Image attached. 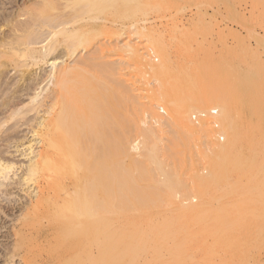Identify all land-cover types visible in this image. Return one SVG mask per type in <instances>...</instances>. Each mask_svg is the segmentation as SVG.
Instances as JSON below:
<instances>
[{
  "label": "bare ground",
  "instance_id": "bare-ground-1",
  "mask_svg": "<svg viewBox=\"0 0 264 264\" xmlns=\"http://www.w3.org/2000/svg\"><path fill=\"white\" fill-rule=\"evenodd\" d=\"M108 10L105 0H0V212L9 215L4 209L14 207L17 212L9 226L0 221V229L7 228L2 236L10 239L0 243V255L8 264H16V257L24 264H137L139 257L141 264H188L190 242L211 235L216 247L204 250L209 259L202 257L212 263L209 256L218 254L217 248L240 241L230 234L235 226L246 231L250 224H264V84L246 69L238 76L237 97L217 86L196 98L191 80L174 78L166 85L164 78L176 68L170 51L158 50L163 51L161 33L138 28L135 19L124 31L123 7L116 6L112 21ZM96 32L144 36L161 54V62L150 66L152 77L150 71L144 74L151 77L148 87L157 86V101L166 104L169 115L143 117L148 111L140 112L122 68L103 55L110 47L106 41L95 48L92 42L94 50L78 56V48L88 47ZM122 41L114 44L125 52L120 59L144 58ZM260 68L264 71L255 69L259 75ZM180 92L186 97L166 102ZM124 101L132 104L129 120L137 132L132 140L121 111ZM205 102L211 108L194 106ZM107 105L118 110L112 129L101 111ZM245 113L250 116L246 125ZM169 127L173 153L184 136H191L196 144L202 140L201 154L211 161L208 174H196L186 184V201L173 194L185 183L157 154L162 136L156 133ZM208 137L218 141L210 144ZM124 157H131L129 168ZM158 172L164 178L155 176ZM115 216L124 220L128 230L122 235L129 239L110 224Z\"/></svg>",
  "mask_w": 264,
  "mask_h": 264
},
{
  "label": "rangeland",
  "instance_id": "rangeland-1",
  "mask_svg": "<svg viewBox=\"0 0 264 264\" xmlns=\"http://www.w3.org/2000/svg\"><path fill=\"white\" fill-rule=\"evenodd\" d=\"M105 2L109 6L108 17L111 21L116 17V6H118L119 4L123 7L124 12L121 21L125 26L123 28L124 31L129 32V30H127V28H130L129 24L135 23L134 21L137 20L138 22H136L135 24L138 28H140L141 26H145L149 31L156 30L161 33L159 41L163 44L165 42V44L164 46L163 44L161 46L163 48V51L160 50L159 47L158 50L161 52H165L166 50L170 51L173 57L171 65H173V67L176 69L178 66L181 67H178L179 72H177V74V70L175 69L174 74L171 73V75H168L171 78H164V82L166 83V85H168V83L170 82H177V80L178 82L191 80V82L194 83V87L196 88L194 92L196 98H201L202 93L211 90V88L213 89V87L214 89H216L217 86V89L222 88L221 90L230 91L228 92L231 93L229 95H234L233 97H237V95H239L238 76L240 72H243L246 69H250L251 73H253L254 80L259 83L260 86L264 84V71L260 68L263 71V74L261 73V75H259L258 73L259 70L255 71V69H259V67H263L264 69V0H105ZM96 33L97 34L95 39H89L90 42L88 43V47L85 48L86 50L82 47V45L78 48V56L89 54V48H92V50H94L93 45H95V48L98 44V41L100 43L101 41H106L107 43H103H106L107 47H110L107 50L103 51V55L109 62L116 65L118 64L119 67L122 68L121 71L123 74L122 76H124V80L126 79L128 85L133 88V92L137 95L136 98L138 99V101H140L139 107L141 111H139L142 113H144L143 111H148L145 112L144 115L141 113L143 117L146 116L147 113L150 117L153 116V114L158 115L160 113H164V116L169 115L170 110L166 106V104L159 102L160 100L157 101V99H159L157 97L159 96L158 94L156 95V85H154L153 87H148L149 84H147V81H150L152 77L150 66H155L161 62V54H158L157 50L152 47V45L148 40L145 39L144 36H141L142 38L140 36L139 38H136V35L132 36L128 35L129 33L124 32L126 34H122L121 36L117 37L118 35L115 34L112 36L109 34L112 32H109L108 35L104 37V35H100V33L98 32ZM121 40H123L122 42L125 41V43L130 42L132 45L138 48L139 53L141 52L140 55H144V58H141L140 60H138L139 58H137V60L126 59L125 61L124 58H126L125 56H127L125 55L124 57H121L124 60L120 59V56H122L121 53L125 52L122 51L120 53L117 47H114V44L115 42L116 44H118L117 42H121ZM136 40L138 41L136 42ZM85 44H87V42H84V45ZM119 47L122 48V46ZM80 48H82V50ZM149 54H151V58L148 57ZM153 56H155L157 60L153 58ZM65 59V62L67 64L68 62L70 64L73 62L70 61L71 59L69 60V57H65ZM134 61L137 62L133 64ZM130 63L133 65L128 67ZM204 66H206V68ZM181 69H183V71ZM204 69H207V71H205ZM185 70L187 72H185ZM144 72H149L148 74L151 77L149 78V75L144 74ZM183 72L188 75L186 76ZM143 75L147 78L145 77L144 79ZM152 88L154 89L152 90ZM137 91L139 93H137ZM232 92H235L237 94H232ZM178 94H171L169 97H167L166 102L169 100L168 103H170V98H177L178 100H180L185 96V94L183 93L184 96L181 97L182 92H180L179 96ZM172 95L174 96L172 97ZM159 105L163 106L164 111L161 112L160 108L158 109ZM186 105L188 104L184 103V106ZM194 106H197L196 108L199 110L211 108V104L208 102H205V104L195 103ZM131 107L132 104H130V102L124 101V108L121 110L122 113H124L123 115H126L125 118H127L126 121H124L126 123L125 128L129 140H132L133 137L137 136V132L134 131V128L131 126L129 120L133 116L131 115ZM185 109L186 107H182V111H184ZM101 111H105V113L107 114V118L109 121L108 128L112 129L114 127L113 119L118 114V110L110 105H107L106 108L102 106ZM236 112L238 116V109H236ZM245 115H247V117L243 115L245 117V119L243 117V121L244 123L246 122L244 125L248 124V119L250 118L249 114L245 113ZM170 128L171 127H169V131L167 129L165 133H156H159L158 136H162V140L160 139L161 137H158L159 141L157 142L158 145H156L158 146V149L157 147L156 149L157 151L159 150V152H154L153 156L156 157L159 155V158L164 163V168H172L173 166L175 167V171L177 172V175H179L178 178L181 179V182L185 183V186L183 185L184 188L183 186H177L175 188L177 190L174 189L175 192L173 190V194L176 193L177 197L178 195H180L179 198H175L178 199L177 201H179L182 197L186 201L185 198L187 196H184L183 194L189 193L188 190L190 189V186L187 187V185H190L191 177L196 174H208L209 170H211V161L206 159L207 157H204L201 154L203 153V151L201 150L204 147L202 148V146L200 145L203 144L199 143H201L202 140H198V148L197 144L195 143L197 140L191 136H187L188 138L184 136V140L182 139L181 142L182 144L180 143L179 146L174 147L177 152L173 153V148H171V145L173 143L171 142L170 137H172L174 133L172 132L173 129ZM162 134H165L164 139ZM165 137L169 138L170 141L168 139L166 140ZM194 139L196 140L195 142ZM211 139V137H208L207 142L210 143ZM212 140L214 143L215 141H218L217 139ZM213 145L216 146V144H212V148H210L216 149V147H214ZM131 153L133 154V151ZM155 153H157L158 155H156ZM146 157L143 158L146 159ZM124 160L125 161L123 165H125L126 168H129L132 161L131 157H124ZM205 160H207L209 163ZM207 164H210V166H207ZM135 173L136 172H134V175ZM155 176L160 179L164 178L161 172L156 173ZM185 187H187V190ZM221 193H224V191H221ZM183 198L181 200H183ZM225 198L226 196H224L221 200V198L219 197L216 201H219L218 203H221L225 200ZM195 199L197 200L193 201L194 204L198 203V198L195 197ZM16 203L15 206L17 205ZM213 203L215 205H218L215 201ZM1 204L4 205L5 201H1ZM7 205L8 204L6 203V206ZM167 206L166 208H169V206L171 205H169L168 207ZM9 207H11V205H9ZM4 210H7L6 212L9 215H3V213L0 212V221L6 222L5 225L7 224V226H9L12 222V215L17 213L15 212L16 207H14L13 209ZM123 221L124 220L121 217L116 216L112 217L110 221V224L113 225L115 229L119 231H121L122 229V232H120L119 235L120 237L122 234L124 235L128 230L127 226L124 227V225L126 224L123 223ZM139 224L140 226H138ZM142 225V222H138L137 224V226L140 228L142 227ZM255 226L256 225L250 224L249 229H246V231H243L241 229V226V228L235 226L236 229L234 228L235 230L233 229V231L227 230L232 231V233L230 234L235 235V237L236 235H238V238L236 237V239H239L240 241H237V243H235L234 245L224 247L222 246L223 248H217L219 251L218 254L209 256L212 263H207L205 259H203V257L205 256L204 258L209 259L208 256L205 255L204 250L208 247H210L208 249H213L216 247L213 236L212 238L211 235H209L208 237L206 235L201 236L204 239L203 244L200 241L202 240V238H199L200 240L198 242H190L189 251L187 253H189L191 259L188 264H214L215 262V264H264V224L260 225V228L258 227L259 229ZM6 230L7 228L0 229V243H6L10 240H8L7 237L2 236L5 234ZM124 237L126 236L124 235ZM127 238H124L123 240H126ZM213 243L214 246L212 245ZM2 249L3 247L0 245L1 252ZM1 256L2 255H0V264H8V262L4 261V258ZM141 260L142 258L139 257L137 264H141ZM23 262L24 261L22 259L17 257L14 260V263L16 264H24ZM101 262L105 263L104 260H101Z\"/></svg>",
  "mask_w": 264,
  "mask_h": 264
}]
</instances>
